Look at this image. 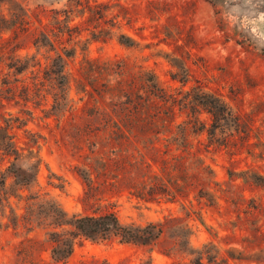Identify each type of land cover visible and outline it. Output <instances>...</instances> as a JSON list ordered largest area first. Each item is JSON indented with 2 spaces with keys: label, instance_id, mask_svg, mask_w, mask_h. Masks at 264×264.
Instances as JSON below:
<instances>
[{
  "label": "rangeland",
  "instance_id": "obj_1",
  "mask_svg": "<svg viewBox=\"0 0 264 264\" xmlns=\"http://www.w3.org/2000/svg\"><path fill=\"white\" fill-rule=\"evenodd\" d=\"M68 12L72 16L65 23ZM12 15L26 19L27 25L5 33L3 38L16 37L14 44L20 46L21 55L36 53L33 43L42 29H50L57 35L56 21L60 27L66 25L68 30H73L75 36L69 42L68 34L64 33L60 41H53L55 51L77 44L74 57L67 62L71 96L76 102L73 111L62 118H47L42 108L35 109L30 104L3 101L0 106V115L24 123L21 126L16 123L12 129L18 148L28 149L30 140L37 139L33 148L42 159L37 175L39 189L52 196L68 214L85 213L82 202L85 186L76 168L88 166L92 161L117 159V145L105 141L101 122L104 115L118 116L123 111L134 110L132 95L136 89L139 92L143 89L137 82V72L152 71L166 90L180 88L170 77L171 66L158 55L159 50H174L170 41L159 42L164 25L173 33L179 28L184 37L191 33V38L187 37L192 54L188 62L192 82L188 86L198 81L222 94L242 112L252 114L264 141V0L0 1V16L10 19ZM119 34H126L138 45H120ZM46 50L39 52L42 64ZM119 66L124 67L123 75L118 71ZM78 83L81 88L86 85L88 94L76 91L80 88ZM109 87L111 92L107 91ZM176 116L175 122L179 123L183 117H178V113ZM166 139V135L159 137L157 146L161 150L167 144ZM199 140L200 148L204 149L205 135ZM202 157L223 192L217 206L192 202L193 210L200 212V220L177 203L138 205L127 191L103 195V204H108L107 208L125 223L161 220L168 215L181 217L194 231V246L212 242L222 250L239 249L241 239L250 235L248 228L255 223L245 213L252 204L249 199L256 198L260 191L241 179H230L228 172L237 173L260 163H253L244 154L231 156L223 148H209L207 153L202 152ZM189 199H193L192 194ZM17 208L21 214V205ZM262 221L263 218L258 224ZM49 250L45 230L26 233L22 227L0 228V264H52ZM145 254L146 249L141 246L81 239L65 264H139ZM151 255L154 264L173 263L158 248H153ZM229 264L256 263L245 260Z\"/></svg>",
  "mask_w": 264,
  "mask_h": 264
},
{
  "label": "trees",
  "instance_id": "obj_2",
  "mask_svg": "<svg viewBox=\"0 0 264 264\" xmlns=\"http://www.w3.org/2000/svg\"><path fill=\"white\" fill-rule=\"evenodd\" d=\"M71 14L65 15V23H69ZM25 21L17 15L10 19L0 16V106L3 101L21 102L24 106L42 108L47 118H62L74 110L76 103L71 96L67 62L74 57L77 44L55 51L53 41H60L67 33L71 42L75 37L73 30L66 25L60 27L56 21L57 35L50 29H42L33 43L36 53L21 55L20 46L14 44L16 37L9 40L3 35L24 27ZM190 35L189 32L182 36L179 28L173 33L164 25L159 39L160 43L173 44V51L159 50L158 55L171 66L170 77L180 84L179 89L162 88L152 71L140 69L136 79L143 89L142 92L136 89L132 95L134 110L103 116L105 141L117 145V159L92 161L88 166L76 168L85 186L82 198L85 213L68 214L52 196L40 191L37 175L42 159L33 148L37 139L30 140L28 149L18 148L12 129L16 123L19 126L24 123L0 115V228L22 227L26 233L45 230L52 264H65L81 239L141 246L146 254L139 264H154L153 248L172 259V264H229L245 260L264 264V141L252 114L242 112L222 94L198 81L193 80L188 86L192 82L188 66L191 46L187 45ZM118 43L125 47L138 45L126 34H119ZM46 48L42 64L39 52ZM123 70V66L118 67L121 75ZM85 86L81 88L78 83L80 88L76 91L85 93ZM107 91L111 92V87ZM177 113L183 117L179 123L175 122ZM161 135L167 138L162 150L157 146ZM201 135H205L204 149L200 148ZM209 148H223L231 156L244 154L253 163H260L237 173L228 172L230 179H241L260 191L256 198L249 199L252 204L245 213L255 223L248 228L250 235L241 239V248L222 250L212 242L194 246V231L181 217L168 215L161 220L125 223L107 208L108 204H103V195L127 191L138 205L177 203L200 220V212L193 210L192 202L217 206L223 192L202 157V152L207 153ZM190 194L193 199H189ZM20 205L22 213L18 214ZM262 218L263 223L258 224Z\"/></svg>",
  "mask_w": 264,
  "mask_h": 264
}]
</instances>
